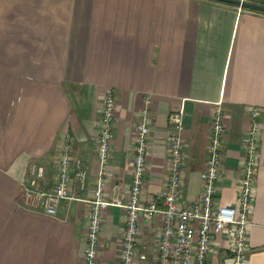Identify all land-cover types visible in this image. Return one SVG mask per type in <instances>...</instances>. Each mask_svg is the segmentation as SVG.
Returning <instances> with one entry per match:
<instances>
[{"label":"crops","instance_id":"1","mask_svg":"<svg viewBox=\"0 0 264 264\" xmlns=\"http://www.w3.org/2000/svg\"><path fill=\"white\" fill-rule=\"evenodd\" d=\"M264 6V0H244ZM116 101L97 264H119L135 126L152 119L143 203L164 188L167 117L183 106L182 199L196 201L214 106L224 136L216 201L236 203L248 108L260 107V158L248 264H264V13L213 0H0V264H83L87 201L96 186V141L105 89ZM87 170L85 190L55 216L23 204L19 183L35 162L56 179L60 137ZM160 216L142 222L139 252L155 264ZM220 235L207 264H225Z\"/></svg>","mask_w":264,"mask_h":264},{"label":"built area","instance_id":"2","mask_svg":"<svg viewBox=\"0 0 264 264\" xmlns=\"http://www.w3.org/2000/svg\"><path fill=\"white\" fill-rule=\"evenodd\" d=\"M116 101L113 91L105 89L96 153L99 169L95 188L91 191L86 214L83 264H97L100 249L102 211L108 202L103 200L107 164L113 140ZM249 129L241 138L244 158L241 177L236 187V203L216 201L217 183L221 177L222 143L224 136L221 102L214 106L208 136V157L201 173V194L187 203L182 199L186 153L184 141V108L171 111L167 117L166 145L169 169L166 185L154 198L143 203L145 173L152 119L143 109L135 126L132 173L127 201L119 206L125 213V227L121 238L119 264H137L145 260L139 252L138 235L142 222L155 216L162 220L156 245L155 264H207L211 243L220 235L229 251L225 264H248L250 215L255 198V178L260 158V118L262 110L250 106L247 111ZM60 151L56 160V179L46 181V168L35 162L28 167V178L19 183L23 204L48 216H55L63 201L74 200L75 193L85 190L87 170L81 158L72 153L70 135L60 137Z\"/></svg>","mask_w":264,"mask_h":264},{"label":"water","instance_id":"3","mask_svg":"<svg viewBox=\"0 0 264 264\" xmlns=\"http://www.w3.org/2000/svg\"><path fill=\"white\" fill-rule=\"evenodd\" d=\"M213 1H218V2H223L227 4H232L234 6H237L239 8L243 9H248L252 11H257L264 13V6L258 5V4H253L244 0H213Z\"/></svg>","mask_w":264,"mask_h":264}]
</instances>
